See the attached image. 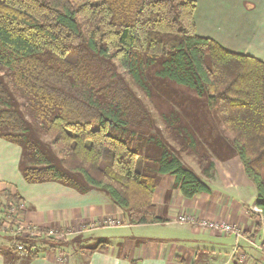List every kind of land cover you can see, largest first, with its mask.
Segmentation results:
<instances>
[{"label":"trees","instance_id":"1","mask_svg":"<svg viewBox=\"0 0 264 264\" xmlns=\"http://www.w3.org/2000/svg\"><path fill=\"white\" fill-rule=\"evenodd\" d=\"M195 7L194 0H0V138L20 147L26 183L97 190L126 211L129 224L164 222L153 203L154 181L140 172L139 153L125 140L148 112L116 64L148 94L144 70L163 57L160 76L206 95L264 216V61L199 36ZM15 90L44 121L41 132L56 146V160L35 141ZM154 162L184 198L211 192L168 151ZM212 167L200 160L205 173ZM26 209L25 199L0 182V227L7 223L12 235L1 250L3 264L37 258L41 244L58 248L28 234L35 228L24 221Z\"/></svg>","mask_w":264,"mask_h":264},{"label":"crops","instance_id":"2","mask_svg":"<svg viewBox=\"0 0 264 264\" xmlns=\"http://www.w3.org/2000/svg\"><path fill=\"white\" fill-rule=\"evenodd\" d=\"M194 1V21L199 36L210 38L229 51L264 61V0ZM218 127L221 131V125ZM219 143L227 147V151L232 149L225 138L212 143L211 147L205 145L206 154L218 170L217 178L220 177V183L213 181L212 186L207 183L210 193L184 198L173 176L148 175L154 181L156 214L164 222L129 224L126 211L97 190L80 194L56 182L26 183L18 169L20 147L2 138L0 182L9 184L25 199L24 221L34 227H61L69 236L85 222L104 225L105 219L116 220L115 224L79 234L96 241L94 246L103 243L90 255L88 253L85 264H234L236 246L246 254V264H264V250L258 247L264 242V225L253 211L254 198L243 195L233 175L234 168H240V159L233 156L226 160L221 153L223 150L217 149ZM180 214L225 220L238 228L243 237L221 235L207 227L179 223L175 220ZM171 224L180 226L178 236L165 240L155 236L158 226ZM1 250L0 264H3ZM67 253L63 248L55 251L44 248L37 258L18 264H73ZM74 256L83 257L81 251Z\"/></svg>","mask_w":264,"mask_h":264},{"label":"rangeland","instance_id":"3","mask_svg":"<svg viewBox=\"0 0 264 264\" xmlns=\"http://www.w3.org/2000/svg\"><path fill=\"white\" fill-rule=\"evenodd\" d=\"M163 60V57L157 58L154 63L147 66L144 70V76L142 77L145 79L147 86L146 92L148 94L136 85L126 74L124 69L116 62L118 65L117 70L124 78L126 85L137 94L148 112V118L144 125L135 128L136 135L133 138H125V140H127L132 149L138 151V161L141 162V165L138 167H140V172L143 174L158 177L156 170L157 166L154 160L160 158L164 151H168L173 156L178 157L187 168L196 173L204 182L210 185L213 181L215 183H220V177L217 178L216 175L218 170L215 169V164H213V170L211 169L205 173L200 168V160L206 158L211 161L210 155L206 154V146L211 147L212 143L219 140L222 141L223 138H227L228 136L224 134L222 130L218 131V125L220 124L217 122L216 113L208 105L206 95H199L194 89L178 84L158 74V71L162 68ZM13 98L17 110L24 116L28 124H30V131L35 137V141L42 145L41 147L50 158L56 160L57 157H59L56 146L51 143V137L41 132V124L44 121L40 117L33 118L26 99L16 90L13 93ZM34 114L37 113L34 112ZM217 149L223 150L221 153L223 157H227L226 160L233 158V156L239 160L233 148L231 151H227V147L219 143ZM211 162L213 163V161ZM238 162L240 168H234L233 175L236 180L239 181L243 195L247 198L252 196L251 198H254V201L256 196L255 185L246 176L240 160ZM202 168L204 170L206 166ZM104 221L106 222L104 225H100V222H85L80 229L74 231V233L69 236L61 227H33L36 229L35 231L41 228H44L45 231L61 230L64 236L60 239L46 237L47 240H49L48 243L55 244L58 248H63L65 252H68L66 255L69 254V259L73 264H85V261L88 260V248L93 247L96 241H90V237L80 236L79 234L92 231L101 226H107L109 221H113V224L117 222L111 219H105ZM8 226L9 225L5 223L0 227V249L2 250H6L11 244L12 235L8 230ZM125 231L128 232L127 229H125ZM179 231V225L171 224L167 226H158L154 234L157 237L159 235L165 240L169 237L178 236ZM97 240L104 242L106 239ZM40 247H42V249L47 248L44 244H41ZM79 251H81L83 257L77 256L75 258L74 253Z\"/></svg>","mask_w":264,"mask_h":264},{"label":"built area","instance_id":"4","mask_svg":"<svg viewBox=\"0 0 264 264\" xmlns=\"http://www.w3.org/2000/svg\"><path fill=\"white\" fill-rule=\"evenodd\" d=\"M253 209H254L253 211L255 213L259 214L261 223L264 225V216L261 215L260 210L257 209L256 207ZM11 212L14 213V209ZM175 221H177L179 223L189 224V225L207 227V228H210V229L218 232L221 235L232 234L236 238L243 237L242 233L238 230V228H236L233 224L226 222L225 220H219L218 221V220H210V219H205V218L200 219V218H197L193 215L180 214L177 216ZM112 224H113V221H109L107 223V225H112ZM35 230L36 229H33L28 234L33 235V236L36 235V236H40V237L45 236V237H49V238H53V239H60L64 236V233L59 229H56L54 231H51V230L45 231L44 228H41L37 231H35ZM263 245H264V242L261 244V246H258V247L264 250ZM234 254H235L234 264H246V254L242 250H239V248L237 246L234 248Z\"/></svg>","mask_w":264,"mask_h":264}]
</instances>
